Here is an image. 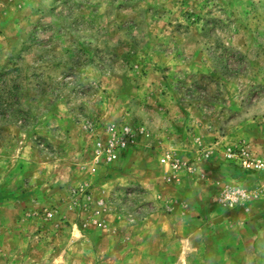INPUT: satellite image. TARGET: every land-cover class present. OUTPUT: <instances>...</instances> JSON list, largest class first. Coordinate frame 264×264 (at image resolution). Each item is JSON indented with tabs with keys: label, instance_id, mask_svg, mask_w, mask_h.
I'll return each mask as SVG.
<instances>
[{
	"label": "rangeland",
	"instance_id": "1",
	"mask_svg": "<svg viewBox=\"0 0 264 264\" xmlns=\"http://www.w3.org/2000/svg\"><path fill=\"white\" fill-rule=\"evenodd\" d=\"M0 264H264V0H0Z\"/></svg>",
	"mask_w": 264,
	"mask_h": 264
},
{
	"label": "built area",
	"instance_id": "2",
	"mask_svg": "<svg viewBox=\"0 0 264 264\" xmlns=\"http://www.w3.org/2000/svg\"><path fill=\"white\" fill-rule=\"evenodd\" d=\"M119 147H121V148H123L124 146H125V142H123V141H119L118 142V144H117ZM116 157V155H115V153H110V158L111 159H114ZM162 162H164L165 161V158H162V160H161ZM175 166V165H174ZM244 166H246V167H250V165H246L245 163H244ZM255 168H257V167H261V165H255L254 166ZM242 196V197H241ZM226 197V199L227 200H229V201H231L230 203V205H233V203H235V199H236V197L234 196V195H232V196H225ZM232 197V198H231ZM240 197L241 198H243L244 197V194L242 193V194H240Z\"/></svg>",
	"mask_w": 264,
	"mask_h": 264
},
{
	"label": "crops",
	"instance_id": "3",
	"mask_svg": "<svg viewBox=\"0 0 264 264\" xmlns=\"http://www.w3.org/2000/svg\"><path fill=\"white\" fill-rule=\"evenodd\" d=\"M245 229V228H244Z\"/></svg>",
	"mask_w": 264,
	"mask_h": 264
}]
</instances>
